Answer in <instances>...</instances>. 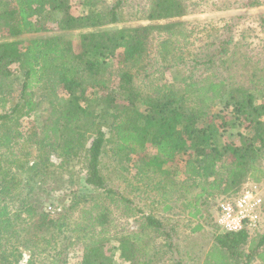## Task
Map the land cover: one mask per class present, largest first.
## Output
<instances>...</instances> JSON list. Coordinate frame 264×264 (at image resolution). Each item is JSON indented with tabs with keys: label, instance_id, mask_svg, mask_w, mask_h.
Masks as SVG:
<instances>
[{
	"label": "trees",
	"instance_id": "obj_1",
	"mask_svg": "<svg viewBox=\"0 0 264 264\" xmlns=\"http://www.w3.org/2000/svg\"><path fill=\"white\" fill-rule=\"evenodd\" d=\"M72 1L0 0V244L12 242L19 232L17 220L24 213L28 226L21 228L24 234L19 245L33 253L38 244H48L68 225L59 220L72 209L49 217L21 194L20 176L29 188L35 184L39 190L50 191L56 184L57 189L73 193L71 166L82 156L84 182L94 192L91 200L115 194L100 171L102 148L108 142L113 144V157L121 169L129 155L138 156L137 174L155 181L152 189L165 211L172 209L174 196L178 199L180 193L197 186L200 192L195 201L180 206L182 211L191 208L188 213L194 217L203 193L235 195L246 179L257 182L264 177V169L257 163L264 151V76H257V70L249 77L240 74L239 79L210 72L182 76L178 86L155 83L159 69L150 58L151 45L161 70L184 61L177 38L186 40L188 22L180 18L208 0H151L144 16L146 24L110 29L103 27L121 21L115 5L80 0L75 11ZM260 1L251 0L248 6H259ZM27 34L31 36L24 38ZM229 43V39L219 40L218 52L206 53L203 61L211 64L219 56L223 63ZM119 50L124 69L112 85L105 77L103 62ZM242 69L246 71V63ZM34 88L40 90L37 98ZM93 89H101L103 94L97 96ZM14 91L19 97L8 107V96ZM218 104L224 109L213 111ZM20 108H25V116L37 113L39 119L27 142L16 146L12 140ZM233 129L237 130L234 134ZM226 133L237 136L238 142L224 141ZM51 154L60 159L58 164L50 161ZM168 162L180 163V169L164 168ZM179 173L185 177L181 182L176 181ZM76 199L71 206L85 202V197L74 202ZM128 211L133 214L130 208ZM107 217V211L101 212L79 224L81 264H118L115 252L124 264H157L159 246L154 239L169 235L157 217L141 214L137 230L122 229L115 238H98L95 222L106 226ZM220 231L202 264L264 263V229L253 236L247 228Z\"/></svg>",
	"mask_w": 264,
	"mask_h": 264
},
{
	"label": "rangeland",
	"instance_id": "obj_2",
	"mask_svg": "<svg viewBox=\"0 0 264 264\" xmlns=\"http://www.w3.org/2000/svg\"><path fill=\"white\" fill-rule=\"evenodd\" d=\"M80 0L72 1V9L77 10L79 5L77 2ZM251 0H208L207 3L200 5L199 9L184 15L181 20L188 22L186 24V40L179 37L177 42L183 51L184 61L174 62L171 67H163L159 58L156 55L154 45L148 50L150 58L154 59V67L159 69V72L154 74L155 83H166L173 86L181 84L182 76L192 74L193 77L200 74L214 72L217 76H227L231 74L233 78H241L243 76L254 73L257 76H264V0L260 1L259 6H248ZM108 6L116 7V11L121 12V21L116 24H108L103 28L134 26L137 24H146L148 21L144 18L146 11L150 7L151 0H105ZM162 22V21H160ZM50 27V24L48 25ZM76 34V32H74ZM31 35H24L28 38ZM229 39L230 43L228 48L225 49L226 56L222 59L218 56L213 63L206 64L205 54L210 53L212 50L216 51L217 43L219 40ZM153 43L155 41L152 40ZM214 42L215 45H211ZM73 44L75 47L78 45L77 37L74 36ZM121 50L116 51L110 57H106L103 62V71L105 77L110 80V83L117 82L119 74L122 72L123 64L119 54ZM196 54V55H195ZM194 55L196 61H194ZM227 60V61H226ZM246 63V71L243 65ZM223 64V66H221ZM215 69V70H213ZM246 79V78H245ZM112 84V85H113ZM141 84V83H140ZM88 90H91L88 89ZM96 90V95L103 94L101 89ZM33 97L37 98L40 90L34 88ZM92 95V94H90ZM19 97L18 91H14L8 96V107L11 102H15ZM224 109V106L219 105L212 108L213 111ZM25 108H20L16 113V121L18 123L15 129V136L12 140L13 145L26 143L28 137L33 133L38 125L37 113L31 116H25L23 113ZM99 110V108H98ZM106 136H109L107 129L103 128ZM241 130V129H240ZM237 131L233 129V134ZM228 133L222 138L227 142H238L237 136H228ZM89 138L91 136L88 135ZM88 144V143H87ZM113 144L106 143L103 145L101 158H100V171L105 177L107 188H111L115 194H111L109 198H99L91 200L90 195L94 194L91 188L84 182L85 170L83 157L74 159L71 166V172L75 180L74 185L71 187L73 193L69 190L57 189L56 184H52L53 189L50 191L39 190L37 185L32 184L29 188L27 181L21 178L20 192L26 194L28 200L32 202L34 207L40 208L48 212L49 217L56 218L58 213L64 211L65 208H70V212H64L60 216L59 221H64L68 225L61 228V232L57 233V237L46 244L41 242L38 244V249H34V253L30 248L19 245V239H22V227L28 226V219L26 214L17 220L16 229L19 230L15 237H12L9 242L0 244V264L2 261L28 264H81L83 253V240L78 235L79 224H84L88 221V216H96L101 212L107 211L108 225L96 228L94 234L98 238L107 237L115 238L122 229L137 230V219L141 214L151 213L162 222V227L169 235H160L154 239V245L159 246L157 264H202L206 251L210 248L214 241L215 234L221 232L220 228L216 226L215 214L218 204L221 201H231L238 197L244 186L252 179H246L239 193L208 195L203 193L197 199V205L200 209L196 216H191L188 211L191 208H186L184 211L180 209L181 203L186 204L188 201H195V195L200 192L199 187L193 186L184 195L180 193L179 198L174 196L171 210H162L163 205L158 200L159 196L155 189H152L155 181L144 174H137V155H129L128 162L125 164V169H121L120 164L115 161L111 146ZM34 145L31 143L30 149L34 153ZM28 163L33 162V158L28 159ZM59 158L51 154L50 161L54 164L59 163ZM261 168L264 169V151L257 162ZM164 168L171 170L176 167L180 169L179 165L173 162H168L163 165ZM24 173V172H22ZM24 176V175H23ZM22 176V177H23ZM184 175L177 174L176 181L181 182ZM192 180H189L191 182ZM260 183L261 190H264V177L257 181ZM29 193V194H28ZM81 197H85L83 202ZM74 200L79 201L77 206L72 205ZM111 198V199H110ZM125 198L127 201H123ZM128 208L133 210L130 214ZM67 214V218L63 215ZM94 222V220H92ZM199 226V228H197ZM106 227V228H105ZM264 227L259 230L251 231L250 236L255 233H261ZM59 231L60 229L57 228ZM15 248V252H12ZM18 252L20 257L17 258ZM32 253V256H31ZM117 252L114 253V259H117L118 264L122 260L117 258ZM17 258V260H16ZM2 260V261H1ZM252 264H260L259 261L254 260ZM264 264V263H263Z\"/></svg>",
	"mask_w": 264,
	"mask_h": 264
},
{
	"label": "built area",
	"instance_id": "obj_3",
	"mask_svg": "<svg viewBox=\"0 0 264 264\" xmlns=\"http://www.w3.org/2000/svg\"><path fill=\"white\" fill-rule=\"evenodd\" d=\"M214 221L224 231L247 228L251 232L263 227L264 190H261L260 183L249 181L235 200L221 201Z\"/></svg>",
	"mask_w": 264,
	"mask_h": 264
}]
</instances>
